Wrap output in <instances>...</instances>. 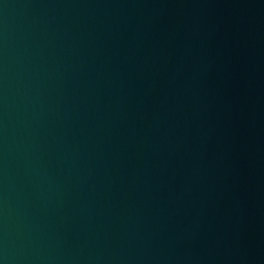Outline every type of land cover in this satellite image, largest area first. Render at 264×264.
Returning a JSON list of instances; mask_svg holds the SVG:
<instances>
[{
  "label": "water",
  "instance_id": "water-1",
  "mask_svg": "<svg viewBox=\"0 0 264 264\" xmlns=\"http://www.w3.org/2000/svg\"><path fill=\"white\" fill-rule=\"evenodd\" d=\"M0 264H264V0H0Z\"/></svg>",
  "mask_w": 264,
  "mask_h": 264
}]
</instances>
